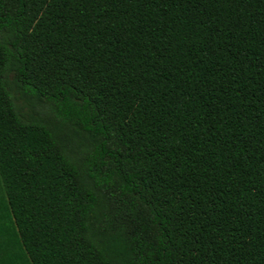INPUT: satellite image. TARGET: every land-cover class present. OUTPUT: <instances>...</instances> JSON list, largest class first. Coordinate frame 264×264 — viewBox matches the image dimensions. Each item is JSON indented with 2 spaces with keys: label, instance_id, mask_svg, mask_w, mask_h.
<instances>
[{
  "label": "trees",
  "instance_id": "obj_1",
  "mask_svg": "<svg viewBox=\"0 0 264 264\" xmlns=\"http://www.w3.org/2000/svg\"><path fill=\"white\" fill-rule=\"evenodd\" d=\"M0 264H264V0H0Z\"/></svg>",
  "mask_w": 264,
  "mask_h": 264
},
{
  "label": "rangeland",
  "instance_id": "obj_2",
  "mask_svg": "<svg viewBox=\"0 0 264 264\" xmlns=\"http://www.w3.org/2000/svg\"><path fill=\"white\" fill-rule=\"evenodd\" d=\"M13 92H15V94H18L16 93V88L13 89ZM20 102L22 103V100H20Z\"/></svg>",
  "mask_w": 264,
  "mask_h": 264
}]
</instances>
